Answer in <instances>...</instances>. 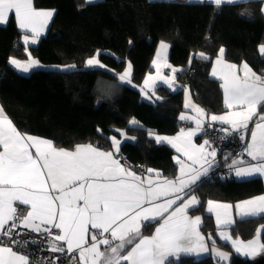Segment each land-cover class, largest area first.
I'll return each mask as SVG.
<instances>
[{
  "label": "trees",
  "instance_id": "trees-1",
  "mask_svg": "<svg viewBox=\"0 0 264 264\" xmlns=\"http://www.w3.org/2000/svg\"><path fill=\"white\" fill-rule=\"evenodd\" d=\"M34 5L56 10L48 34L36 44L22 42L23 32L14 15L8 24L0 25V104L5 112L22 133L50 139L59 148L91 143L111 149L109 138L116 136L122 141L119 154L125 156L127 166L142 174L148 168L171 178L178 174L175 151L157 143L149 132L172 135L181 129L187 87L209 113L227 110L222 82L210 72L220 47L225 48L224 58L228 61L247 62L255 71L264 73V57L258 51V46L264 44L260 0L223 5L220 9L208 2L189 0H34ZM246 10L250 15H240ZM161 41L171 44L169 60L181 68L177 74L180 88L172 90L160 84L155 91L156 97L162 99L150 102L142 99L136 86L120 82L117 74L130 60L133 82L142 84L155 70L152 61ZM97 50L114 72L84 68L85 61ZM201 52L206 58L200 57ZM28 53L44 64L74 63L77 68H39L24 74L10 64V58L24 59ZM133 118L138 124L129 123ZM117 129L135 139H125ZM220 166L190 189L200 201L190 212L202 215V231L211 235L209 240L231 251L228 264H264V253L252 259L237 254L230 243L222 241L216 220L207 211L209 200L237 202L264 193V179L211 176ZM157 225L156 221L147 224L143 233L151 234ZM261 226L264 216L243 221L237 218L227 228L234 236L250 240ZM170 262L222 264L214 256H182Z\"/></svg>",
  "mask_w": 264,
  "mask_h": 264
},
{
  "label": "snow or ice",
  "instance_id": "snow-or-ice-1",
  "mask_svg": "<svg viewBox=\"0 0 264 264\" xmlns=\"http://www.w3.org/2000/svg\"><path fill=\"white\" fill-rule=\"evenodd\" d=\"M207 2L220 9L223 5L236 6L240 0ZM260 2V11L264 14V0ZM10 11H14L18 27L30 32V35L23 36L25 45L37 42L54 15L52 10L34 7V0H0V23L7 22ZM240 15L250 13L246 10ZM168 47L164 41L160 42L156 59L152 61L157 75H148L140 88L150 100L155 92L149 95L146 89H154L157 81H163L175 90V73L181 70L166 62ZM225 51L224 47L219 48L211 75L222 81L223 103L228 111L222 115L213 114L208 119L229 125L230 129L222 128L225 133L230 130L242 133L241 140L245 139L243 133L250 131L251 139L244 152L254 163L241 167L239 165L245 163L243 160H233L229 167L234 168L237 177H264V114L259 111L264 108V74L258 75L247 62L240 66L227 62ZM258 51L264 57V44L258 46ZM101 54L97 50L85 61V66L105 68L99 60ZM199 55L206 58L203 52ZM162 60L164 67L171 68V77L159 74V61ZM10 64L24 73L40 67V62L31 53L24 61L10 58ZM75 68V64L63 66V70ZM131 75L132 64L129 61L117 76L120 82L131 84ZM185 91L184 106L193 109L197 115L189 117L182 113L180 119L195 120L196 127L181 129L172 137L149 132L157 143L167 142L186 158L174 157L179 173L172 179L151 168L146 169L144 175H139L130 166L122 164L116 158L122 141L116 136L109 138L110 151H103L91 143L77 144L73 150L57 148L52 140L21 133L0 106V236L8 238L7 243L0 241V264H31L28 255L13 247L29 243L13 237V230L20 227L46 234L49 250L72 254L75 264H171L169 258L178 257L181 253L209 251L219 261H228L230 253L220 251L214 241L211 249L208 247L205 236L200 232L201 216L188 215L200 201L195 195L185 198L186 190L207 174L215 163L216 150L209 140L200 145L193 143L192 138L203 131L206 114L203 108L191 102L190 94ZM253 121L254 127L249 129ZM129 123L136 125L138 121L133 118ZM117 132L125 139H135L127 137L119 129ZM17 202L28 207L25 215L17 214ZM233 207L242 221L264 216V195L243 200L234 206L207 201V211L215 214L216 225L220 229L236 222L232 216ZM153 221L158 223L154 234L143 235L142 226ZM260 231L257 229L256 236L247 242L233 239L227 231L221 230L219 235L231 242L237 254L255 258L264 253Z\"/></svg>",
  "mask_w": 264,
  "mask_h": 264
},
{
  "label": "crops",
  "instance_id": "crops-1",
  "mask_svg": "<svg viewBox=\"0 0 264 264\" xmlns=\"http://www.w3.org/2000/svg\"><path fill=\"white\" fill-rule=\"evenodd\" d=\"M95 1H99V0H92V2H95ZM190 2H195V3H201L202 2V0H189ZM246 1H250V0H240V2H246ZM204 2H207V0H204ZM34 7H35V5H34ZM37 9H42V10H52V11H54V15H53V18L51 19V21L49 22V24H48V26H47V28L45 29V31L43 32V34L40 36V38L41 37H43V36H45L46 34H48V32H49V30H50V27H51V24H52V22H53V19H54V17H55V14H56V10L55 9H52V8H37ZM12 15H14L15 16V13H14V11H10V13H9V16H8V19H7V22L6 23H0V25H6V24H8V22H9V19H10V17L12 16ZM17 21V20H16ZM17 24H18V22H17ZM20 29V28H19ZM22 32H23V36L24 35H30V32H28L27 30H22V29H20ZM39 38V39H40ZM39 39L37 40V42L39 41ZM22 42H24L23 41V37H22ZM36 42V43H37ZM36 43H34V44H36ZM31 44H33V43H29L28 45H31ZM13 57H15V56H13ZM156 57V56H155ZM12 58V57H11ZM19 58V57H18ZM28 58V57H27ZM27 58H24V59H27ZM216 58L217 57H215L214 58V60H213V63H212V67H211V73H212V68H213V65L215 64V60H216ZM21 59H23V58H21ZM225 59V58H224ZM227 62H229V63H233V62H230V61H228L227 59H225ZM234 64H236V63H234ZM236 65H238V66H240L241 64H236ZM250 66V65H249ZM251 67V66H250ZM173 68H177V69H181L179 66H173ZM252 68V67H251ZM169 70L171 71V68H169ZM254 72H256L258 75L259 74H264V73H260V72H257V71H255L254 69H252ZM172 72V71H171ZM179 72V71H178ZM178 72H176L175 73V77H176V79H175V82H174V87H175V90H177L178 88H180V86H179V82H178V80H177V74H178ZM242 74V73H241ZM214 78H216V79H218V80H220L218 77H214ZM221 81V80H220ZM222 82V81H221ZM185 90H187V92L190 94V99H191V102L193 103V104H195V105H197V106H199L200 108H203L204 110H205V120H204V122L206 121V120H209L208 119V117H210L211 115H213V113H209L207 110H206V108L204 107V106H202V105H200L199 103H197L196 101H195V99H194V97H193V94H192V92H191V90H190V88L189 87H187ZM185 100H186V91L184 92V105H185ZM0 106H2L1 104H0ZM184 108H185V106H184ZM5 111V110H4ZM226 111H228V109L226 110ZM226 111H224V112H226ZM259 111L261 112V114H264V109L263 110H261V109H259ZM224 112H222V113H218V114H215V115H222ZM5 114L7 115V113L5 112ZM183 114H185L186 116H189V117H192V116H196L197 115V113L193 110V109H191V108H185V111L183 112ZM8 116V115H7ZM9 117V116H8ZM10 118V117H9ZM11 119V118H10ZM12 120V119H11ZM13 121V120H12ZM183 122L185 123V122H191L192 124H194V126L193 127H189V128H181V129H185V130H188V129H190V128H195L196 127V123H195V120H192V119H185V120H183ZM254 122L255 121H253V122H250V124H249V129H251L252 127H254ZM13 123H14V121H13ZM217 123H219V124H221L222 125V127L223 128H229L230 129V126L229 125H226V124H222L221 122H217ZM14 125L16 126V124L14 123ZM17 127V126H16ZM17 129H18V127H17ZM180 129V130H181ZM19 130V129H18ZM179 130V131H180ZM20 131V130H19ZM179 131L177 132V133H175V134H172V135H167V134H155V135H160V136H168V137H172V136H175V135H177L178 133H179ZM21 132V131H20ZM229 132H231V130L229 131ZM22 133V132H21ZM238 134H242V133H239V132H237ZM28 135H32V136H36V137H40V136H37V135H33V134H28ZM243 135H244V137H245V141H246V144H247V142H249L250 141V139H251V137H250V131L249 132H246V133H243ZM40 138H44V137H40ZM44 139H47V138H44ZM193 143H195L196 145H200L201 143H203V141L204 140H209V138L208 137H206L205 135H204V133H203V131L202 132H199V133H197L196 134V136H194L193 138ZM50 140V139H49ZM210 141V140H209ZM54 143V142H53ZM210 143H211V141H210ZM81 144H87V143H81ZM161 144H166V145H169L174 151H175V155H174V157H177V156H179L180 157V159H182V160H186V158L183 156V154L182 153H177V151H176V149L175 148H173L170 144H168L167 142H163V143H161ZM55 145V144H54ZM94 146H97V145H95V144H93ZM98 147H100V146H98ZM211 147L212 148H215V150H216V157H215V163L214 164H212V166L209 168V170H208V172H207V174H205V175H202L201 177H200V179L196 182V184H194V185H192V187L193 186H195V185H197L198 183H199V181L202 179V178H204V177H206L210 172H211V170L214 168V167H216V166H218V165H222V166H227V167H229V165H231L232 163H231V161H233V160H243L245 163L244 164H241V165H239V166H241V167H243V166H246L247 165V163H254L253 161H251V158L247 155V157H248V159L247 160H244L241 156H239V158L238 159H233L235 156H238V155H234V154H232V153H228V151H221L220 149H218V148H216L215 146H213L212 145V143H211ZM57 148H59V147H57ZM64 149H67V148H64ZM74 148H72V149H67V150H73ZM100 149L101 150H103V151H110V150H112V148L111 149H107V148H104V147H100ZM209 150H211V149H209ZM33 151V153H35V150L33 149L32 150ZM119 154V153H118ZM118 154H116V158H118V159H120L119 158V156H118ZM120 161H121V163L122 164H124L125 166H127L124 162H122V160L120 159ZM187 162V161H186ZM178 165V164H177ZM198 167V166H197ZM134 172H136L137 174H139V175H144V174H142V173H140L139 171H136V170H134L133 168H131ZM234 169V168H233ZM234 172H235V170H234ZM178 173H179V165H178ZM164 176V175H163ZM164 177H167V176H164ZM254 177H261V176H259V175H256V176H253V177H237L236 175H234V179H237V180H244V179H250V178H254ZM167 178H169V179H172L171 177H167ZM263 179H264V177H262ZM191 187V188H192ZM186 193H187V195L185 196V198H187L188 196H192V195H195L196 196V194L195 193H190V189H188V190H186ZM260 195H264V193H262V194H260ZM259 196V195H258ZM197 198H198V200H199V197L198 196H196ZM255 197V196H254ZM252 198V197H251ZM248 199H250V198H248ZM244 200H247V199H244ZM213 201H216V200H213ZM241 201H243V200H240V201H237V202H228V201H216V202H219V203H227V204H231V205H235V204H237V203H239V202H241ZM19 203L17 202V204H16V206L18 205ZM26 207V212H27V210H28V207L27 206H25ZM213 214V216H214V218H215V214L214 213H212ZM188 215L189 216H191V217H195V216H201V218H202V223H203V217H202V215H200V214H192L191 212H190V210H189V212H188ZM232 216H233V219L236 221V219L237 218H240L239 216H237L236 215V209H235V207H233V209H232ZM216 220V219H215ZM160 222H162V221H160ZM158 226V225H157ZM156 226V227H157ZM143 227L144 226H142V234L143 235H152V234H154V230H155V228H154V230H153V232L151 233V234H144L143 233ZM264 228H261V231H260V241H261V243H263L262 242V230H263ZM221 230H223V231H227V232H229L231 235H232V237H233V239H236V238H239V239H241V240H243L242 238H240V237H237V236H234L232 233H231V230L229 229V228H224V229H220L219 228V231H218V234L220 233V231ZM200 232L205 236V239H206V243H207V245H208V247L211 249V247L213 246V242H212V240H209V235L208 234H206V233H204L203 231H202V224L200 225ZM220 236V235H219ZM256 236V235H255ZM254 236V237H255ZM253 237V238H254ZM221 238V237H220ZM252 238V239H253ZM251 240V239H250ZM222 241H224L223 239H222ZM243 241H245V242H247L248 240H243ZM225 242H228V243H230L231 244V242L230 241H225ZM215 246L217 247L218 245L217 244H215ZM232 246V245H231ZM220 247V246H219ZM233 248V247H232ZM234 249V248H233ZM182 256H192V257H194V258H196V259H201V258H205V257H208V256H214V254L211 252V251H209V252H207V253H189V254H183V253H181V254H179L178 255V257H170L169 259L171 260V259H173V260H175V261H177V260H179ZM215 257V256H214ZM257 257H259V255H257L255 258H252V259H256ZM216 258V257H215ZM250 258V257H249Z\"/></svg>",
  "mask_w": 264,
  "mask_h": 264
},
{
  "label": "built area",
  "instance_id": "built-area-1",
  "mask_svg": "<svg viewBox=\"0 0 264 264\" xmlns=\"http://www.w3.org/2000/svg\"><path fill=\"white\" fill-rule=\"evenodd\" d=\"M211 124V126H209ZM194 124L191 122H185L182 124L181 128L193 127ZM222 125L217 122H210L206 120L203 126V133L209 138L212 145L221 151H230L234 155L241 156L244 160L248 157L244 152V147L246 146V141L240 139V134L237 132L225 133L222 131ZM119 158L126 165H129L123 154H119ZM142 169V168H141ZM211 176H217L220 178L233 179L235 172L232 167L220 166L217 167L211 174ZM17 214L22 216L26 214V207L18 204ZM54 233L58 230H53ZM13 237L18 240H28L29 243L26 245L17 244L14 245V250L21 251L23 254L28 255L31 264H75L72 259V254L60 252H52L49 250V238L46 234L35 233L23 227L13 230ZM0 241L5 243L8 242V238L0 236ZM78 256V253H76Z\"/></svg>",
  "mask_w": 264,
  "mask_h": 264
},
{
  "label": "rangeland",
  "instance_id": "rangeland-1",
  "mask_svg": "<svg viewBox=\"0 0 264 264\" xmlns=\"http://www.w3.org/2000/svg\"><path fill=\"white\" fill-rule=\"evenodd\" d=\"M165 43H167L168 45H169V47L167 48V50H166V52H165V56H166V62L169 64V65H171L172 66V68H173V64L171 63V61L169 60V54H170V50H171V44L169 43V42H166V41H164ZM159 45H160V43H159ZM159 45H158V48H157V51H158V49H159ZM95 55V54H94ZM33 58H35V59H37L39 62H40V67H38V68H35V69H39V68H58V69H62L63 70V66L64 65H48V64H44V63H42L38 58H36V57H34V56H32ZM92 57V56H91ZM12 58H16V59H19V60H21V61H24V60H27V59H21V58H18V57H12ZM90 58V57H89ZM155 59H156V57H155ZM99 60L101 61V63L103 64V65H105L106 67L104 68V69H107V70H113V68L110 66V65H108L107 63H105L102 59H101V57L99 56ZM130 61V60H129ZM128 61V62H129ZM131 62V61H130ZM159 63L161 64V67H160V72H159V74L160 75H162V76H165V77H171L172 75H173V73L169 70V68L168 67H164L163 66V64H164V61L162 60V61H159ZM71 64H74V63H71ZM71 64H67V65H71ZM132 64V63H131ZM56 66H60V67H56ZM127 66V65H126ZM98 67V66H97ZM76 68H77V65H76ZM84 68H88L87 66H85L84 65ZM91 68V67H90ZM101 68V67H100ZM126 68V67H125ZM154 68H155V70L153 71V72H151V73H149L148 75H152V76H156L157 75V69H156V67L154 66ZM34 69H32V70H30L28 73H24V72H22V71H20V72H22V73H24V74H29L31 71H33ZM69 70V69H68ZM123 72V71H122ZM121 72V73H122ZM147 75V76H148ZM132 76H133V68H132V75H131V85H133V86H136L139 90H140V88L141 87H143L144 85H143V82H142V84H135L134 82H133V79H132ZM146 76V77H147ZM160 84H165L163 81H157L156 82V84H155V87H154V89H146V91H148L149 92V95H151V93L154 91L155 92V96H153L152 97V99L150 100V99H148L146 96H144V94L142 93V99H144V100H147V101H150V102H154L155 101V99H156V91H155V89H156V87L158 86V85H160ZM118 139V138H117ZM239 158V156H235L233 159H238ZM231 163H232V161H231ZM241 240V239H240ZM225 241V240H224ZM216 248H218L220 251H224V252H228V253H230V257H231V251L229 250V249H226V248H224V247H219V246H217ZM230 260V259H229ZM229 260L228 261H221V263L222 264H224V263H229Z\"/></svg>",
  "mask_w": 264,
  "mask_h": 264
},
{
  "label": "water",
  "instance_id": "water-1",
  "mask_svg": "<svg viewBox=\"0 0 264 264\" xmlns=\"http://www.w3.org/2000/svg\"><path fill=\"white\" fill-rule=\"evenodd\" d=\"M228 153H230V151H228Z\"/></svg>",
  "mask_w": 264,
  "mask_h": 264
}]
</instances>
